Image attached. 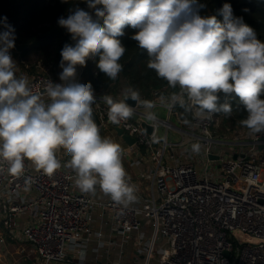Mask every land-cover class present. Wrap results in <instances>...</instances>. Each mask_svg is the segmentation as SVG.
Here are the masks:
<instances>
[{"label":"clouds","instance_id":"clouds-1","mask_svg":"<svg viewBox=\"0 0 264 264\" xmlns=\"http://www.w3.org/2000/svg\"><path fill=\"white\" fill-rule=\"evenodd\" d=\"M86 3L95 16L77 6L67 18L58 19L75 43L61 50L62 83L47 82L43 93L47 102L32 90L26 76H16L10 54L15 29L7 17L0 19L5 29L0 31V172L6 164L8 174L19 177L27 160L50 176L61 167L56 152L63 149L70 156L65 166L76 173L75 183L82 192L94 193L99 186L112 201L125 206L137 199V189L123 166L121 145L102 137L94 119L92 84L76 80L77 66L84 67L89 60L109 79L118 77L124 67L119 61L127 50L121 40L126 27L135 30L130 39L147 53V68L169 87H179L169 107L178 102L200 121L216 113L230 116V98H234L247 113L240 124L250 134L264 133V41L242 17L233 15L231 4L219 9L221 21L215 15L201 16L204 6L197 0ZM129 98L148 110L155 106L141 101L133 89L121 100L105 94L102 99L110 123L118 125L133 117ZM160 100L164 102L163 97ZM146 118L154 120L155 115L149 111ZM191 147L198 153L201 146Z\"/></svg>","mask_w":264,"mask_h":264},{"label":"built area","instance_id":"built-area-1","mask_svg":"<svg viewBox=\"0 0 264 264\" xmlns=\"http://www.w3.org/2000/svg\"><path fill=\"white\" fill-rule=\"evenodd\" d=\"M10 54L16 62V76H26L32 90L47 102L43 94L47 82L62 83L52 73L54 58H29L19 65L14 48ZM87 65L77 66V82L86 83ZM154 97H163L173 113L175 106H168L171 97L158 93ZM184 101L188 104L186 96ZM94 106L102 126L123 129L136 139L132 148L146 147L151 153L155 172L148 177L156 188L154 206L117 204L100 187L94 193L77 190L76 173L61 161L63 149L56 152L61 167L50 176L27 160L23 175L11 176L4 164L0 172V223L30 244L37 264L67 262L69 248L85 234L92 235L95 209L126 241L135 238L138 256H142L136 264H152L157 252V264H264V149H260L264 133L250 134L247 128H236L232 133L234 146L227 147L230 142L219 136L225 116L216 113L191 124L197 131L195 142L201 146L198 153L192 147L167 141L155 150L160 120H151L155 129L148 135L133 118L118 125L110 123L108 106L98 95ZM138 114L144 116L139 109ZM211 155L219 159L211 160ZM145 225L149 226V240L144 236Z\"/></svg>","mask_w":264,"mask_h":264},{"label":"trees","instance_id":"trees-1","mask_svg":"<svg viewBox=\"0 0 264 264\" xmlns=\"http://www.w3.org/2000/svg\"><path fill=\"white\" fill-rule=\"evenodd\" d=\"M197 3L204 6L199 10L201 16L215 15L221 21L223 17L219 14V9L225 3L231 4L233 15L242 17L246 24L255 29L257 38L264 41V0H197ZM77 6L90 14L94 12L88 8L86 0H0V19L7 17V23L15 29V44L30 45L26 51L16 53L15 56L32 58L54 51L55 66L52 73L54 78L59 80V74L62 72L61 50L65 44L74 41L71 34L58 25V19L62 16L67 18L70 10ZM4 30L3 25H0V31ZM134 33V29L126 27L125 35L121 37L127 50L119 61L124 67L118 77L115 80L109 79L99 71L94 61L89 60L85 71L86 83L92 84L96 95L112 90L120 93L123 89H133L139 92L143 100H148L154 97V93L166 97L179 93V87H169L165 80L158 78L153 70L147 68V53L137 46L136 41L130 39ZM232 95L234 97V94ZM230 102L231 115L223 113L225 125L239 128L242 126L240 121L246 118L247 113L238 100L230 98ZM174 111L183 123L186 120L190 121L185 123L187 125L194 122L192 111L186 110L180 103L175 105Z\"/></svg>","mask_w":264,"mask_h":264},{"label":"crops","instance_id":"crops-1","mask_svg":"<svg viewBox=\"0 0 264 264\" xmlns=\"http://www.w3.org/2000/svg\"><path fill=\"white\" fill-rule=\"evenodd\" d=\"M16 59L19 65H21L23 61L29 60L28 58H21L20 55L17 56ZM30 72H35V69H31ZM122 84L124 85V83H121V85ZM126 92L125 89L120 93H116L112 90V92H104L97 95L102 98L103 95L108 94L114 99L121 100L124 99ZM141 101L143 100L141 99ZM147 101L153 102L155 106L148 110L145 109L143 105H140L138 109L145 115H147L149 111L154 113L155 118L161 122L155 150L162 147L165 141L170 144L181 143L188 148L192 146V143H197L195 142L197 134L192 130L193 127L183 123L180 116L175 111L170 114L167 106L158 98L151 97ZM99 128L100 134L103 135V137L112 139L120 144L123 149V166L127 176L130 178L129 182L135 185L137 189L135 193L137 199L131 204H139L144 208H152L157 194L153 179L148 177L155 172V168H149V164L154 167L151 153L146 147L137 149L132 148L133 146H129L124 139L117 134L116 128L109 125ZM222 128L232 127L225 125ZM239 128L246 127L241 126ZM226 141L230 142L226 145L227 147L234 146V140H229L227 138ZM69 160L70 156L65 152L61 161L66 165ZM146 166L148 168H144ZM141 171L144 173H141ZM76 188L81 191L77 185ZM98 195L101 194L98 193ZM92 216V235L85 234L83 240H80L78 244L72 245L68 251L67 262L63 264H117L120 262L136 264L137 261H142V256H138L136 250L135 238L131 241H126L121 234L115 231L112 224L101 219L98 210H93ZM144 230L147 231L144 236L146 240H149L151 238L149 226L145 225ZM98 233H101L102 236L98 235ZM1 239H4V242H1ZM158 259L159 252L154 256V262L152 264H157ZM37 262L38 257L30 244L26 245L22 242L19 234L16 238L14 231L7 232L0 223V264H37Z\"/></svg>","mask_w":264,"mask_h":264},{"label":"water","instance_id":"water-1","mask_svg":"<svg viewBox=\"0 0 264 264\" xmlns=\"http://www.w3.org/2000/svg\"><path fill=\"white\" fill-rule=\"evenodd\" d=\"M29 44H15L14 50L17 53H22L24 51H26L29 48ZM220 99L221 102H223L224 100V94L221 93L220 94ZM130 106L134 107V115H133V119L136 120L137 122H139L141 124V126L143 127L144 131L148 134V135H152L154 132V125L152 124L151 120L147 119V115L144 114L143 117L140 116V114H138V108L140 105L142 104H138L135 101L131 100L130 98L126 101ZM93 115H94V119L96 121V123L98 124L99 127L102 126V122L101 119L99 118L96 110H95V106L93 104ZM218 114H223V113H218ZM117 134L122 137L124 139V141L129 145V146H134L136 143V139L131 137L130 135H126L125 131L123 129L120 128H116ZM260 149L263 150L264 149V144L260 145ZM211 160H218L219 157L215 156V155H211L210 156ZM227 256H229V253H226Z\"/></svg>","mask_w":264,"mask_h":264},{"label":"rangeland","instance_id":"rangeland-1","mask_svg":"<svg viewBox=\"0 0 264 264\" xmlns=\"http://www.w3.org/2000/svg\"><path fill=\"white\" fill-rule=\"evenodd\" d=\"M49 54V55H48ZM52 57L54 58L55 57V53L54 51H51V52H48V53H45V54H42V55H35L33 56L32 58H36V59H41V58H44V59H52ZM31 58V57H30ZM31 58V59H32ZM29 59V58H28ZM236 128H221L220 129V133H219V136L220 137H224V138H228L229 140H232L233 138V131L235 130ZM195 131V130H194ZM197 133V131H195ZM103 137V135H101ZM144 168H148L147 166L144 167ZM150 169H153L154 167L150 164L149 166ZM141 169V168H140ZM143 169V168H142Z\"/></svg>","mask_w":264,"mask_h":264}]
</instances>
